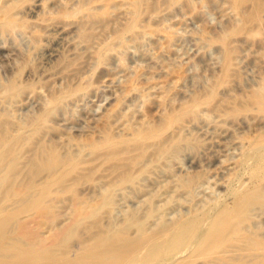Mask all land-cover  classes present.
Here are the masks:
<instances>
[{"label": "rangeland", "instance_id": "374dc122", "mask_svg": "<svg viewBox=\"0 0 264 264\" xmlns=\"http://www.w3.org/2000/svg\"><path fill=\"white\" fill-rule=\"evenodd\" d=\"M135 2L0 0V19L6 7L15 17L0 23V139L18 142L0 168L9 245L37 233L47 234L51 244L52 228L69 226L76 216L85 220L69 237L73 243L96 218L113 229L139 219L153 229L198 213L203 231L214 217L213 205L230 204L240 189L252 186L264 193V180H255L257 173L264 179V110L252 100L264 87V0H145L131 25ZM194 101L195 112L164 134L181 136L184 148L167 156H159L157 143L135 149V180L113 188L112 203L95 217L92 211L123 168L114 169L104 148L98 152L93 145H105L110 134L132 142L137 130L163 126L169 114ZM42 147L82 160L80 171L52 185L47 215L28 208L52 178ZM30 180L35 186L18 194ZM11 189L17 193L10 197ZM79 202L91 218L79 213ZM254 207L251 228L264 234V205ZM55 248L60 252V245ZM261 258L264 253L254 257Z\"/></svg>", "mask_w": 264, "mask_h": 264}, {"label": "bare ground", "instance_id": "6f19581e", "mask_svg": "<svg viewBox=\"0 0 264 264\" xmlns=\"http://www.w3.org/2000/svg\"><path fill=\"white\" fill-rule=\"evenodd\" d=\"M144 1L145 0H136L134 4L135 18L133 19L134 21L131 25L135 24L138 20L139 13H141V5ZM244 1L245 0H237V4ZM261 5V2L258 1L252 11L253 14L251 15V12L250 15L256 17L259 13ZM5 14V19H0V23H12L15 19L12 8L6 7ZM135 27L136 25H134V28ZM11 89L13 90V88ZM58 100L59 98L55 101ZM252 100L258 103L261 109L264 110V87L260 90L257 89L252 97ZM195 105H199V103L197 104L195 102L193 105L185 106L181 111L178 110L179 112L173 113L172 115L169 114L167 122L163 126H149L141 130H137L136 132L138 133L132 142L115 141L110 134V136L107 137L105 145H102L101 143L93 145L95 151L98 152L100 149L104 148V156L110 161L113 160L112 167L114 169L123 168L121 174L122 176L119 175L118 180L114 177L117 181L114 183L112 182L113 184L110 182L112 184L111 186L109 184L110 187L108 188H110V190L107 188V193L104 198L102 197L103 201L101 202V199L100 203H98L99 206L95 207L92 211V214L95 215V217L98 216V213L101 212L100 210L104 205L112 203L113 188L135 180L137 168L133 169L135 170L133 173L132 167L134 168L138 159H131V153H133L135 149H140L142 151L147 149L149 145L157 143L156 151L159 156H167L176 154L184 148L183 138L181 136H174L170 139H166L164 134H166V132L173 126L180 123L182 118L185 117L184 115L196 110ZM41 120L44 121L45 117L42 116ZM13 142L15 141L13 140ZM13 142L10 141V139H0V168L5 166L7 160L13 156L15 149H12L11 146L13 145L14 148V144L18 143L16 141L13 144ZM95 143H97V141ZM41 152L42 155H40V157L42 156L44 163L48 164L53 170L52 178L48 186L42 190L38 197L31 200V203H28V208H32V206L42 208L43 214L47 215L52 211L53 207L52 204H50V195L54 191L52 189V185L63 181L69 173L73 170L75 171V168L78 164H81L80 162L82 160L77 159L75 155V158L68 156L65 158L64 156H59L54 151L51 152V150L49 151V149L43 147L39 154H41ZM262 159L264 160V158ZM140 165L141 164L136 167H140L141 170V167L143 168L144 166ZM79 169L76 171L78 172L81 170ZM114 178H112V181ZM256 178L257 179L255 180L257 182L264 180L262 174L257 173ZM193 181V178L189 179L185 185L188 186ZM249 185L252 184L249 183ZM34 186L35 181L28 182L21 185V190H18L17 192L18 194H25ZM261 189L259 186H256L255 188L252 186V189L249 187L245 190L240 189L232 203L213 205L212 211L209 209L208 212L215 211L214 217L212 220H209L211 222H208L209 225L203 231L202 229L205 221L199 217L198 213H192L190 215L184 214L185 216L171 222H169V220L168 223H162L160 226H156L153 229H150L152 227H145L146 225L144 226L143 221L139 218H137L139 220H135L127 227L123 224L124 227L116 229L107 227V225L100 226L96 218L92 227L93 229L90 228L89 225H86L85 227L87 229L89 227L87 232L83 230L86 233H81L79 230V240H76L77 242L75 241L74 243L72 242V239L70 242L69 237L73 236V234H75L77 230L84 225L83 220H85V216L82 218L76 216L74 221L72 218L71 220L73 223L69 222V226L66 227H58L57 225L58 228H55L53 226L54 228L52 229L54 230V233L53 235L51 234V244L45 243L47 234L45 237L40 235L38 238L37 233V235H34L36 239L33 238L28 242L15 240L9 245L7 234L9 232L8 225L10 217L6 216L4 212H0V256L2 257L0 258V264H8L9 262H12V264H196L198 261H203L202 264H264V261L262 262V258L261 261L255 260L256 258L254 259V257L258 256V253H264V234H261L262 232L259 231L260 229L257 230L254 225L253 226L256 229L251 228V219L253 218L251 217L252 209L256 208L254 207L256 205H264V193ZM15 193L11 189L10 197L12 194L15 195ZM34 200L35 203L33 202L34 204H32V201ZM82 204L83 202L78 203V211H80L79 213L85 214L86 207ZM211 212H209V214H211ZM85 215L87 217L90 216L89 218H91V213ZM148 215H150V213ZM153 223L155 224V222ZM62 225L64 226L66 224ZM134 225H137L138 231ZM132 226H134L135 229ZM131 227L134 231L136 230L137 234H130L129 231L132 229ZM22 229L23 227H21V230ZM36 230H38V228ZM57 245L61 246L60 252H58L55 248ZM9 248L13 250L12 254L9 253L10 255H8L7 253V255L4 256ZM179 253L182 254L181 257L179 259H175V256ZM7 257H10L12 260H8Z\"/></svg>", "mask_w": 264, "mask_h": 264}]
</instances>
